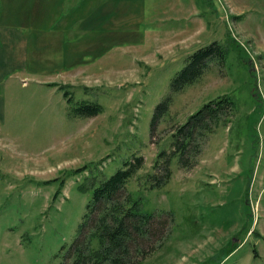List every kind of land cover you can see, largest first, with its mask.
I'll use <instances>...</instances> for the list:
<instances>
[{
	"label": "rangeland",
	"instance_id": "374dc122",
	"mask_svg": "<svg viewBox=\"0 0 264 264\" xmlns=\"http://www.w3.org/2000/svg\"><path fill=\"white\" fill-rule=\"evenodd\" d=\"M12 1L22 6L27 0ZM64 1L69 7L60 22L77 28L61 47L63 63L49 49L44 71L30 68L29 78L0 82V264H74L91 183L98 185L133 155L144 157L139 175L150 171L156 153L168 148L174 125L223 95L233 100L232 115L205 133L194 166L179 168L175 157L162 187L128 186L140 198V211L171 214L162 245L139 264H264V51L245 40L229 16L260 0H90L92 20L104 9L96 23L104 34L100 27L89 29L87 39L85 0ZM6 3L0 0L2 21ZM22 8L29 21L16 32L31 35L35 45L32 35L49 36L43 30L47 15ZM11 9L8 18L17 24L21 17L15 5ZM192 25L207 30L184 36ZM212 41L227 47L224 63L211 64L197 82L172 94L169 112L150 137L153 111L170 94V79L190 53ZM10 42L2 41L0 68ZM35 53L36 45L30 49ZM48 83L69 85L72 104ZM82 100L102 111L69 114ZM249 229L254 232L246 235Z\"/></svg>",
	"mask_w": 264,
	"mask_h": 264
},
{
	"label": "trees",
	"instance_id": "16d2710c",
	"mask_svg": "<svg viewBox=\"0 0 264 264\" xmlns=\"http://www.w3.org/2000/svg\"><path fill=\"white\" fill-rule=\"evenodd\" d=\"M226 56L227 47L217 41L201 46L187 56L184 66L170 79V94L155 106L150 120V137L154 136L157 125L169 112L172 94L197 82L211 64L221 66ZM241 60L247 62L243 57ZM48 84L58 86L66 103L72 104V94L67 89L69 85ZM232 109L233 100L228 95L209 100L190 113L185 121L174 125L170 130L168 148L156 153L150 171L139 175L144 157L133 155L108 178L100 179L98 185H94L93 181L91 196L79 226V237L72 248L76 259L74 264H139L161 246L171 214L140 211V198H135L128 186L135 183L142 184L144 189L162 187L171 178V162L175 157L179 168L194 166L204 145L205 133L211 131L215 123L226 124ZM69 110L71 115L92 117L100 113L102 107L98 103L82 100ZM78 187L86 190L83 185ZM245 200L249 203L248 197ZM253 232L254 229L250 233Z\"/></svg>",
	"mask_w": 264,
	"mask_h": 264
},
{
	"label": "crops",
	"instance_id": "0c3cea01",
	"mask_svg": "<svg viewBox=\"0 0 264 264\" xmlns=\"http://www.w3.org/2000/svg\"><path fill=\"white\" fill-rule=\"evenodd\" d=\"M7 3L9 9H5L2 11L3 21L0 19V52L3 51L4 44L2 43L4 38H7L9 41H11V48H10V54L9 56L3 57L4 64H6L3 68H0V82H5L7 79H16L18 77L20 78H29V70L30 68L34 71V73L42 72L44 71V65H45V59L43 58L44 52L46 53V50L51 49V51L55 52V60L62 64L63 58V50L61 49L62 45H69V43L66 41L71 40L72 38V32L75 30L77 25H72V23H64L60 22L63 19V13L68 9L69 3L64 0H55L52 1V3L49 4H42L38 0H35L30 5H27V1L24 2L21 5H18L17 3L13 2L12 0H5ZM87 1V4H86ZM90 0H85V12L86 17L83 25L84 33L82 34L83 38H90L92 35L88 32L89 29H94L100 27V35H103V25H96L98 22H102V13H104V9L100 6L99 10H96V14H100V19L98 21L92 20L88 15L92 14V11L88 7L86 9V6L88 5ZM105 4V3H101ZM15 5L16 9L14 13H18V15L21 17V19H17V24H14L11 21V18H8V15L12 12L11 6ZM232 5H235V3L232 2ZM33 6L36 7L35 12L36 14H42L47 15L46 21L44 25L43 30L47 31L49 33V36L44 39L40 36V34L37 32L35 35H32L35 40L36 45V53L30 55V49L34 48L35 45L30 44V38L31 35H25L20 32H16L17 30L21 28H25V25H27V22L29 21V18L27 16L26 10L22 7H28ZM40 8V9H38ZM261 8V10L258 9ZM233 10L234 6H233ZM245 14H249V11H256L258 13L264 14V0H260L257 3L250 6L249 10H244ZM34 12V13H35ZM242 11H236L233 14L230 13V17L233 18V21L236 25L238 30L241 32L245 40L250 41L257 46V49L260 51H264V17L262 19L257 20L250 18L247 14L244 19H240V15L243 14ZM226 13L224 17H227ZM238 15V17H237ZM1 18V17H0ZM68 19V18H67ZM92 20V21H91ZM76 23V22H75ZM184 29V28H183ZM207 30V25H192L191 27L187 28L183 33L184 36L194 34V36H198L197 33H204ZM214 32V31H213ZM98 34V33H97ZM215 34V33H214ZM74 37V36H73ZM229 39L235 38L228 34ZM32 41V40H31ZM249 42V43H250ZM32 63V64H31ZM40 63V65H39ZM53 67H55L53 65ZM254 68V67H253ZM25 83V80L21 81V84L23 85ZM250 232V230H247L246 235Z\"/></svg>",
	"mask_w": 264,
	"mask_h": 264
}]
</instances>
